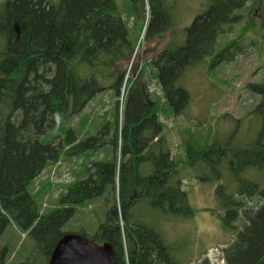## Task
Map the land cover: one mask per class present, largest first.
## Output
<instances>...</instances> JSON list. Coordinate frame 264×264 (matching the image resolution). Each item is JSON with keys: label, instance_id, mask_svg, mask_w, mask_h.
Here are the masks:
<instances>
[{"label": "trees", "instance_id": "trees-1", "mask_svg": "<svg viewBox=\"0 0 264 264\" xmlns=\"http://www.w3.org/2000/svg\"><path fill=\"white\" fill-rule=\"evenodd\" d=\"M129 2L128 17L137 23V36L147 5L145 39L160 37L169 22L166 3ZM248 2L256 3L264 15V0H210L185 25L182 39H172L159 52L152 64L166 112L177 115L189 105L188 92L176 86L184 69L211 54L213 61L219 62L231 60L237 53L233 52L237 37L223 49L216 50V45L220 35L239 23L241 16L236 11ZM128 37L115 0H0V235L13 223L34 240L45 264L75 207L98 199L107 210L90 239L113 247L112 264H176L161 235L130 214L131 207L146 198L165 215L193 216L178 165L161 135L164 130L157 106L149 103L136 85L129 84L122 123L119 125L116 118L111 133L105 121L95 131L93 126L84 127L82 131L89 134L85 137L67 127L62 128V139L57 135V142L45 144L39 139L50 129L61 128V122L81 114L98 92H119L122 82L116 67L123 65L132 48ZM99 73L103 80H110L108 85L100 83ZM134 87L139 101L132 99ZM248 90L259 96L247 115L256 116L260 129L253 143L229 148L231 163L242 172L258 170L264 174V84H248ZM219 147L209 145L194 153L192 161V149L187 147L188 162L203 159L212 165L209 156ZM97 149L101 159L88 158L83 178L58 197L60 206L42 213L38 195L29 187L48 163L62 154L89 157ZM225 156L219 153L216 169H211L216 172ZM234 175L238 192L225 196L221 185L215 192L221 196L227 214L244 216L247 224L222 248V260L224 264H264V186L239 173ZM0 264L35 263L0 259ZM196 264L211 263L204 257Z\"/></svg>", "mask_w": 264, "mask_h": 264}, {"label": "rangeland", "instance_id": "rangeland-1", "mask_svg": "<svg viewBox=\"0 0 264 264\" xmlns=\"http://www.w3.org/2000/svg\"><path fill=\"white\" fill-rule=\"evenodd\" d=\"M209 1L163 0L169 16L166 30L160 38L150 40H145L143 34L138 43L137 23L128 17L129 0H115L121 19L127 26L129 41L134 44L123 61V66L116 68V73L120 74L119 81L127 78L130 85H136L149 103L157 106V115L163 124L164 141L171 147L167 145L171 158L178 165L182 189L187 193L193 210L192 217H172L153 208L143 198L131 207L130 214L161 235L176 264H196L204 257L211 264H224L222 248L232 242L247 221L241 215L236 217L234 214H227V210L221 205V196L215 192L216 188L223 186L225 196L238 192L239 183L234 172L244 179L257 182L260 187L264 186L262 172H242L231 163L230 156V149L253 143L260 129L256 116L247 115L259 100V96L248 90V84H264V15L256 3L248 2L237 10L236 13L241 16L239 23L219 36L216 50L223 49L232 42V38L237 37L233 51L237 53H234L233 58L217 62L213 61L211 54L184 69L176 86L188 92L189 105L177 115L165 111L152 63L172 39H182L185 25L200 14ZM148 10L149 6L146 5L145 26L149 17ZM245 27L247 30H244ZM98 77L101 84L110 83V80H103L100 73ZM111 80L114 81L115 78ZM136 87L132 91V99L139 101ZM121 90L119 93L98 92L81 114L61 122V128H52L39 139L45 144L57 142V135L62 139L63 129L67 127H73L80 137H85L89 134L82 131L84 127L93 126L95 131L105 121L109 123L111 133L116 118L119 125L123 120L125 91L122 94ZM82 123H85L84 126H81ZM213 144L220 147L209 156L212 165L205 164L203 159H196L192 165L188 162L187 147L192 149V161L194 153ZM225 148L228 150L224 151ZM219 153L226 156L215 172L211 168L216 169L214 162ZM101 156L100 149H97L89 157L62 154L57 161L49 162L44 173L29 187L31 192L38 195L36 197L41 212L47 214L60 206L58 197L67 191L71 183L83 178L88 158L100 160ZM146 165L148 163L143 166ZM147 172L150 171L147 169ZM106 210L100 199L79 205L75 207V214L66 222L63 231L92 238L104 220ZM0 259L8 263L29 261L45 264L44 256L35 249L34 240L11 222L0 235Z\"/></svg>", "mask_w": 264, "mask_h": 264}, {"label": "water", "instance_id": "water-1", "mask_svg": "<svg viewBox=\"0 0 264 264\" xmlns=\"http://www.w3.org/2000/svg\"><path fill=\"white\" fill-rule=\"evenodd\" d=\"M113 247L105 242L98 245L78 234H64L54 247L48 264H112Z\"/></svg>", "mask_w": 264, "mask_h": 264}, {"label": "flooded vegetation", "instance_id": "flooded-vegetation-1", "mask_svg": "<svg viewBox=\"0 0 264 264\" xmlns=\"http://www.w3.org/2000/svg\"><path fill=\"white\" fill-rule=\"evenodd\" d=\"M160 37H161V35H160ZM160 37H159V38H160ZM128 39H129V37H128ZM129 42H130V41H129ZM130 44H131V43H130ZM131 46H133V45L131 44ZM131 49H132V48H131ZM131 49L129 50V52H128V53H130V52H131ZM127 55H128V54H127Z\"/></svg>", "mask_w": 264, "mask_h": 264}, {"label": "bare ground", "instance_id": "bare-ground-1", "mask_svg": "<svg viewBox=\"0 0 264 264\" xmlns=\"http://www.w3.org/2000/svg\"><path fill=\"white\" fill-rule=\"evenodd\" d=\"M146 167H147V166H146ZM146 167H145V168H146ZM143 168H144V166H143ZM43 173H44V172H43ZM41 186H43V185H41ZM27 190H28V189H27ZM31 190H32V189H31ZM243 217H244V216H243ZM60 239H61V238H60ZM60 239H59V240H60ZM56 244H57V243H56ZM55 246H56V245H55Z\"/></svg>", "mask_w": 264, "mask_h": 264}]
</instances>
